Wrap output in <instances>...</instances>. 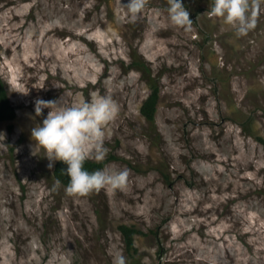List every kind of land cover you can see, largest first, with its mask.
Here are the masks:
<instances>
[{"label":"rangeland","instance_id":"1","mask_svg":"<svg viewBox=\"0 0 264 264\" xmlns=\"http://www.w3.org/2000/svg\"><path fill=\"white\" fill-rule=\"evenodd\" d=\"M129 2L0 0V77L16 109L0 121V264H112L118 253L127 264H264V0L244 37L208 15L213 0H181L191 31L171 25L167 0L130 23ZM139 60L160 90L152 123ZM93 93L119 107L101 170L130 176L125 191L78 198L54 188V166L35 152L48 109L36 117L34 101ZM122 224L139 231L135 251Z\"/></svg>","mask_w":264,"mask_h":264},{"label":"clouds","instance_id":"2","mask_svg":"<svg viewBox=\"0 0 264 264\" xmlns=\"http://www.w3.org/2000/svg\"><path fill=\"white\" fill-rule=\"evenodd\" d=\"M148 0H130L127 5L120 6L130 23L140 19ZM168 19L172 26L191 31L193 22L189 12L181 0H167ZM262 0H213L208 15L220 18L233 29L238 37L247 36L257 26ZM57 87L56 85H54ZM35 115L40 117L44 109H48L42 124L31 130V138L35 141V152L43 149L49 160V169L55 161L67 165L64 172L69 177L66 194L85 198L102 189L115 193L125 191L128 186L130 170H84L86 161L102 163L110 149L105 144V129L117 117L119 107L111 95L93 93L89 102L69 103L66 94L57 100L36 99ZM3 137V136H0ZM7 147V145H3ZM60 181L55 182V187ZM112 264H127L122 253L113 257Z\"/></svg>","mask_w":264,"mask_h":264},{"label":"trees","instance_id":"3","mask_svg":"<svg viewBox=\"0 0 264 264\" xmlns=\"http://www.w3.org/2000/svg\"><path fill=\"white\" fill-rule=\"evenodd\" d=\"M133 64L143 72L144 79L149 84L151 89L150 94L146 97L140 107V113L145 117L147 121L152 123L155 120L160 92L159 87L157 85V80L152 77L151 70L143 63V61H134ZM15 117L16 109L9 98L7 85L3 78L0 77V121H12L15 119ZM8 130H12L11 125L8 126ZM259 141L264 144V139L260 138ZM106 162V160H104L102 163H96L93 160L86 161L84 165V170L88 172L101 170L105 166ZM66 170L67 165L63 164L60 161H57L54 165L53 176L55 177V179L59 180L60 183L68 186L69 177L64 174ZM119 230L122 234L126 250L135 251L136 249L134 247V236L139 231L134 227L128 226L126 224L120 225Z\"/></svg>","mask_w":264,"mask_h":264},{"label":"bare ground","instance_id":"4","mask_svg":"<svg viewBox=\"0 0 264 264\" xmlns=\"http://www.w3.org/2000/svg\"><path fill=\"white\" fill-rule=\"evenodd\" d=\"M57 36V35H56ZM61 38V37H60Z\"/></svg>","mask_w":264,"mask_h":264}]
</instances>
